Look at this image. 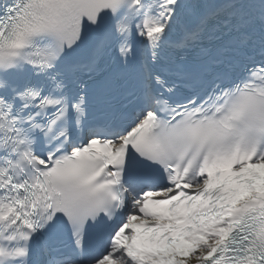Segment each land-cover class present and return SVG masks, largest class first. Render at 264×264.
Returning a JSON list of instances; mask_svg holds the SVG:
<instances>
[{"label":"snow or ice","instance_id":"obj_1","mask_svg":"<svg viewBox=\"0 0 264 264\" xmlns=\"http://www.w3.org/2000/svg\"><path fill=\"white\" fill-rule=\"evenodd\" d=\"M0 264H264V0H0Z\"/></svg>","mask_w":264,"mask_h":264}]
</instances>
